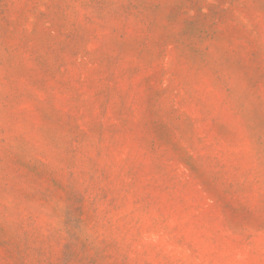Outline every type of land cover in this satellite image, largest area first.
<instances>
[{
    "label": "rangeland",
    "instance_id": "obj_1",
    "mask_svg": "<svg viewBox=\"0 0 264 264\" xmlns=\"http://www.w3.org/2000/svg\"><path fill=\"white\" fill-rule=\"evenodd\" d=\"M0 264H264V0H0Z\"/></svg>",
    "mask_w": 264,
    "mask_h": 264
}]
</instances>
